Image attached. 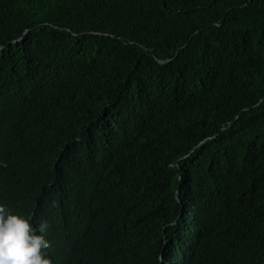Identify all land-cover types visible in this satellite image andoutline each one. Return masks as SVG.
<instances>
[{
  "label": "trees",
  "instance_id": "1",
  "mask_svg": "<svg viewBox=\"0 0 264 264\" xmlns=\"http://www.w3.org/2000/svg\"><path fill=\"white\" fill-rule=\"evenodd\" d=\"M0 112L24 188L90 151V207L141 222L128 259L184 204L212 264H264V0H0Z\"/></svg>",
  "mask_w": 264,
  "mask_h": 264
},
{
  "label": "clouds",
  "instance_id": "2",
  "mask_svg": "<svg viewBox=\"0 0 264 264\" xmlns=\"http://www.w3.org/2000/svg\"><path fill=\"white\" fill-rule=\"evenodd\" d=\"M4 119L0 112V125ZM6 143L0 160V264H212L224 245H219L221 238L213 241L181 204L174 219L148 226L161 225L157 239L145 247L148 254L130 260L124 239L128 228L141 222L118 214L115 206L108 209L102 195L96 199L99 208L90 207L87 186L101 177L90 151L72 150L57 157L46 164L39 184L24 188L19 178L23 143L12 134ZM74 206L84 215L68 214ZM104 231L119 237V243L101 242Z\"/></svg>",
  "mask_w": 264,
  "mask_h": 264
}]
</instances>
